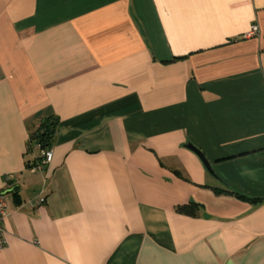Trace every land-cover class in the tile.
<instances>
[{
  "label": "crops",
  "instance_id": "crops-1",
  "mask_svg": "<svg viewBox=\"0 0 264 264\" xmlns=\"http://www.w3.org/2000/svg\"><path fill=\"white\" fill-rule=\"evenodd\" d=\"M0 194V264H264V0H0Z\"/></svg>",
  "mask_w": 264,
  "mask_h": 264
},
{
  "label": "trees",
  "instance_id": "trees-1",
  "mask_svg": "<svg viewBox=\"0 0 264 264\" xmlns=\"http://www.w3.org/2000/svg\"><path fill=\"white\" fill-rule=\"evenodd\" d=\"M58 118L54 115H49L42 118L36 128L29 134L28 148L37 145L40 150L49 149L54 141L56 125ZM41 160V155L38 161ZM37 163V162H36ZM34 163V164H36ZM226 192H229L226 190ZM194 204L183 205L178 207V211L185 214L195 215L197 209Z\"/></svg>",
  "mask_w": 264,
  "mask_h": 264
},
{
  "label": "built area",
  "instance_id": "built-area-1",
  "mask_svg": "<svg viewBox=\"0 0 264 264\" xmlns=\"http://www.w3.org/2000/svg\"><path fill=\"white\" fill-rule=\"evenodd\" d=\"M257 25H251L249 31L247 32V36H252L257 33ZM52 151L51 149L41 150V160L38 161L33 167L32 170H41L46 164L51 161ZM43 199L41 198L40 201ZM7 214V200L3 194H0V250L4 248L7 244L5 237V228H4V220Z\"/></svg>",
  "mask_w": 264,
  "mask_h": 264
},
{
  "label": "water",
  "instance_id": "water-1",
  "mask_svg": "<svg viewBox=\"0 0 264 264\" xmlns=\"http://www.w3.org/2000/svg\"><path fill=\"white\" fill-rule=\"evenodd\" d=\"M186 146H187V148L191 149L194 153H196V155L201 159V161L204 164V166L206 167V169L209 172H211L210 164L207 161V159L205 158V156L201 153V151L197 147L193 146L192 144H187Z\"/></svg>",
  "mask_w": 264,
  "mask_h": 264
}]
</instances>
